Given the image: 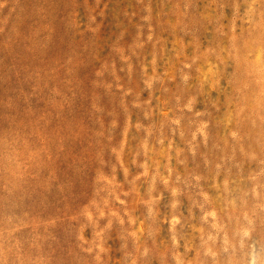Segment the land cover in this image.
Segmentation results:
<instances>
[{"label": "clouds", "instance_id": "1", "mask_svg": "<svg viewBox=\"0 0 264 264\" xmlns=\"http://www.w3.org/2000/svg\"><path fill=\"white\" fill-rule=\"evenodd\" d=\"M122 3L36 0L27 30L0 28V80L29 83L0 102V182L46 168L60 205L0 226V264H264V0H210L187 45ZM228 161L247 191L219 181Z\"/></svg>", "mask_w": 264, "mask_h": 264}, {"label": "rangeland", "instance_id": "2", "mask_svg": "<svg viewBox=\"0 0 264 264\" xmlns=\"http://www.w3.org/2000/svg\"><path fill=\"white\" fill-rule=\"evenodd\" d=\"M35 3L36 0H0V28L7 30L11 26L17 25L23 26L27 30L32 23ZM186 5H188V0H180L179 4L178 0H151L150 4L146 0L144 6L137 5L136 0H123L120 7L135 8L138 13L146 8L152 13L154 28L161 31L168 29V32L173 37L179 32L182 44L187 45L188 40L186 38L191 37L195 33L205 31L201 24L197 23V20L202 16H214L216 7L215 5L210 6V0H192L190 5L187 7ZM109 7L111 9L112 5ZM240 11L243 12V9ZM182 13L185 14L182 15ZM225 13L229 20H232L236 15L235 10L231 8L225 9ZM81 15L86 19V13L83 8H81ZM190 17L191 23L188 22ZM113 23L112 13L109 11L108 19L105 21L103 29L105 36L109 35L113 30ZM137 23H139L138 18L129 25V31L133 36L136 32ZM242 24V21L236 20L234 24L235 30L240 31ZM207 28L211 29V25H207ZM3 35V33H0V39H3ZM61 39H70V36L64 33L62 26L58 32V43ZM85 39H87V36ZM164 39L171 46L173 41L169 38V35L166 34ZM9 63V60H5L3 64H0V76L9 71ZM21 87L29 88V83L23 79V74L20 79L13 75L10 81L0 80V102L6 100L9 96L15 98ZM260 104H264V101L257 99V105ZM5 112L6 109L0 103V116ZM132 119H136V113L132 114ZM221 132L223 134V128ZM237 164L238 162L228 161L231 171L222 169L218 179L223 183L226 178L230 177V188L235 186L232 183V181H235L241 189L247 191L243 177L247 176L250 169L247 164L244 169H240ZM252 167H256V165L253 164ZM50 181L51 176H49L47 169L41 168L39 185L8 191L0 182V226L6 224L11 217L14 222L22 221L28 224L30 229L39 230L36 226L45 224L52 215L57 213L58 207H60L55 195L48 194L47 190L50 187ZM248 183L251 182L249 181ZM30 229L22 230L19 235L30 238L33 235ZM49 243L55 244L56 241L50 240ZM149 264H158V262L153 260Z\"/></svg>", "mask_w": 264, "mask_h": 264}]
</instances>
